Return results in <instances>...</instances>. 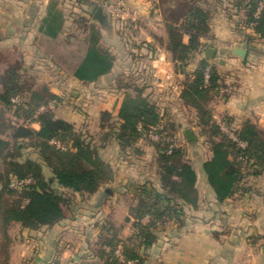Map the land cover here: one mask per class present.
<instances>
[{"label":"crops","instance_id":"obj_1","mask_svg":"<svg viewBox=\"0 0 264 264\" xmlns=\"http://www.w3.org/2000/svg\"><path fill=\"white\" fill-rule=\"evenodd\" d=\"M121 1L126 11L123 17L112 19L102 10L104 20L100 24L94 20L100 0H0V75L9 66L17 67L21 81L33 84V90L47 88L57 96L59 102L50 104L54 115L58 112L55 118L74 124L72 110L79 105L84 113L74 112L86 118L85 129L91 124L99 131L100 112L117 114L123 96L120 84L129 80L135 68L152 70L153 77L162 82L173 77V64L162 46L167 36L166 19L177 8L182 17L186 7L197 5L208 13L209 33L200 39V50L187 67L179 69L176 99L184 147L193 149L203 142L194 131L200 129L195 111L180 97L184 74L192 73L203 58L219 76L218 92L208 105L216 123L225 124L227 118L231 128L239 129L244 121H250L264 132V39L246 25L241 0ZM91 28L99 31L100 45L114 59L109 73L85 83L76 79L74 72L85 57ZM187 41L185 35L183 42ZM245 43L243 60L233 52ZM208 49L213 50L209 59L204 56ZM150 50L154 56L146 57L148 52L151 55ZM86 113L93 116L88 120ZM29 126L39 129L36 122ZM185 130H190L196 140L188 141ZM109 144L119 152L114 142L104 148ZM146 147L150 146L141 145L140 156L119 158L116 154L115 160L101 153L112 167L110 180L95 195L74 194L77 204L72 202L57 225L15 234L9 264H44L51 260L57 264H88L89 249L94 250L91 247L99 241L103 226H121L127 233L119 236H129L132 228L125 218L129 207L136 204L133 188L145 183L159 187L156 173L146 170L150 166ZM211 157L209 149L204 154L183 157L196 174L197 204L183 206L179 222H171L173 228L179 227V234L170 237L167 232V243L161 236L147 250L143 264H264V170L255 169L253 175L242 180L246 190L219 202L202 169ZM125 159L129 165H124ZM135 164L139 165L136 170L124 169ZM125 180L130 186H125ZM127 194L131 199L123 201ZM120 211L122 218L117 224L115 213Z\"/></svg>","mask_w":264,"mask_h":264},{"label":"trees","instance_id":"obj_2","mask_svg":"<svg viewBox=\"0 0 264 264\" xmlns=\"http://www.w3.org/2000/svg\"><path fill=\"white\" fill-rule=\"evenodd\" d=\"M240 2L246 13V25L264 39V0ZM175 14L173 20L166 19L167 36L162 46L173 63L186 68L200 50V39L209 33V17L197 5L186 7L182 17ZM185 35L188 36L186 43L183 42ZM113 59L100 45L99 31L91 28L85 57L74 77L85 83L95 82L111 71ZM133 77L120 84L123 96L117 114L100 112V142L96 143L94 138L77 131L74 124L55 118L50 104L59 99L47 88L36 91L29 86L26 89L15 66H9L0 75V264H9L15 234L57 225L65 218V209L71 206L74 194L95 195L110 180L112 167L100 153L107 143L114 142L124 158L137 157L143 153L141 145H149V135H157L158 139L152 140L150 146L154 149L153 164L159 187L150 183L136 187V204L129 207L125 218L132 233L122 238L119 231H114L116 226H103L88 264H143L147 250L159 240L158 234L170 222H179L183 206H196L195 171L184 160L182 150L175 148L158 130L162 119L157 105L144 95L143 88L133 84ZM184 78L180 97L195 111L201 135L212 154L202 169L209 187L222 202L246 190L242 180L253 175L255 169L264 170V132L250 121L234 129L224 119L228 129L246 143L241 148L221 131L208 106L218 92L219 76L206 59L199 60L193 72L185 73ZM7 112L16 118L22 117L24 124L7 120ZM32 122L39 124L38 130L29 126ZM8 131L10 139L22 141L23 147L37 154V170L31 166L21 168L11 156L4 154L9 141L2 135ZM43 167L48 169V176L44 175ZM44 264L57 262L51 260Z\"/></svg>","mask_w":264,"mask_h":264},{"label":"rangeland","instance_id":"obj_3","mask_svg":"<svg viewBox=\"0 0 264 264\" xmlns=\"http://www.w3.org/2000/svg\"><path fill=\"white\" fill-rule=\"evenodd\" d=\"M177 10V9H176ZM175 13H179V11H176ZM173 13V16H170V14H168V19L173 20L176 17V14ZM172 15V14H171ZM146 57H151V55L148 54L146 55ZM156 57V56H155ZM171 60V58H170ZM171 63L173 64V77H171L168 80H165L164 82H162L161 80L153 77V71L151 70H147V68H135V73H133L131 75L134 76L133 79H131V81H133V84L135 86H137L138 88H143V93L145 96H147L149 98L150 101H153L156 105L157 108L159 110V113L161 114V126L159 127V131L162 133L163 136H165L168 140H170L172 142V144L174 145L175 148L177 149H181L182 150V154L183 157L184 156H189V155H193L194 153L196 154H204L205 150L207 151L208 149L210 150L208 144L205 141V137L201 135V131L199 130H194L195 133L197 134V136L201 137L203 139V142L201 141V143H199V145L197 147H193V149L191 148H185V144L182 142L181 139V131H179V101L176 99V95L179 92V64H175L171 61ZM193 72V71H192ZM139 74V76H138ZM191 74V73H188ZM135 82V83H134ZM25 83V88L27 89L29 86L32 87L33 84H31L30 82L24 81ZM40 86V85H39ZM69 100V99H67ZM15 102H19L18 100H15ZM78 110L81 113H84V110L81 106H75L73 107V115H75V123H74V127L77 131L83 133L86 136H90L92 138H94L96 143L100 142V134L99 131L96 129L95 125H86L87 129H85V124L83 123V120L85 121L86 118H80L78 115H76V112H74V110ZM57 113L55 114V116H57ZM82 115V114H81ZM83 116V115H82ZM93 116L89 113L85 114V117L89 118ZM5 118H7V120L14 122L15 124H24L23 122V118H16L12 115V112H7L5 113ZM112 122V121H111ZM106 132V131H105ZM9 131L6 132L4 135H2V138L4 140H8L9 141V145L7 147V149L4 151V154L11 156L18 164V166H20L21 168H27V166H31L34 170H37L38 167L36 166V163L39 162V159L37 157V154L29 149L28 147H23L22 145V141H15L9 138L8 136ZM147 143L150 146V143L153 142L151 138L147 139ZM196 148V149H195ZM113 145L109 144V146H107L106 148H103L100 150V153H102V155L109 159V160H115L116 159V154L119 156V158H122L123 156L117 152L115 153V150H113ZM154 149L150 146V147H146V151H145V158H146V162H150V166L146 168V170L148 172H156V167L153 164V154ZM120 154V155H119ZM145 160V159H144ZM124 165H129L128 159L123 160ZM133 164V163H132ZM139 165L135 164L133 165L131 168H124L125 170L128 171V169H135L138 168ZM44 171V175L48 176L49 172L48 169H46L45 167H43L42 169ZM136 170V169H135ZM124 184L126 187H128V185L130 184L129 182H127L126 180L124 181ZM130 186V185H129ZM136 193V187L133 188ZM125 201V199L128 201V199H131V194H127L125 195V198H123ZM77 200L74 198L73 199V204H77L76 203ZM66 212L68 211V209H65ZM68 214H70V212H68ZM87 215H89L87 213ZM116 217L119 218L117 221V224H119L118 222H120V218L122 215V212H116L115 213ZM176 223V222H175ZM178 223V222H177ZM173 224H171V222L165 227L163 232H160L158 234L160 240H161V236H164V243L165 240L168 239V237H175L179 234V227L177 228H173L172 227ZM117 230L119 231V233L121 234H126L127 231H123L121 226H116L114 227V231ZM123 231V232H122ZM170 233V235L168 237H165L166 233ZM128 234H131L130 232ZM127 234V235H128ZM96 246L93 243V246L91 247V249L95 248ZM92 252H94L93 250L90 251L89 249V254L91 256ZM90 260H92L90 258Z\"/></svg>","mask_w":264,"mask_h":264},{"label":"built area","instance_id":"obj_4","mask_svg":"<svg viewBox=\"0 0 264 264\" xmlns=\"http://www.w3.org/2000/svg\"><path fill=\"white\" fill-rule=\"evenodd\" d=\"M100 8L102 10L106 11L107 14L109 15V17L112 19H120L126 13L125 5L121 0H100ZM207 78H208V75L205 74V80H207ZM15 100H17V99H13V102H15ZM219 127H220L221 131L228 134L229 138L231 140H233L234 142H236V144L239 147L244 148L246 146V143L239 140L235 136V134L228 129V127L225 124L221 123V124H219ZM149 137L152 140L158 139V136L155 134H150ZM170 151H171V146L169 147L168 152H170Z\"/></svg>","mask_w":264,"mask_h":264},{"label":"water","instance_id":"obj_5","mask_svg":"<svg viewBox=\"0 0 264 264\" xmlns=\"http://www.w3.org/2000/svg\"><path fill=\"white\" fill-rule=\"evenodd\" d=\"M94 20L97 21L98 23H103V20H104V15H103V11L101 8H99L96 13H95V16H94ZM246 47H247V44H243L242 48H239V49H236L234 50V54L238 57H240L241 59H245L246 57V54H247V50H246ZM213 53V50L211 49H208L204 56L205 58L209 59L211 57V54ZM180 71H182V65H179L178 66ZM185 134V137L188 141H194L196 140V138L193 136L192 132L190 130H185L184 132Z\"/></svg>","mask_w":264,"mask_h":264}]
</instances>
